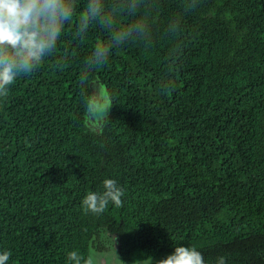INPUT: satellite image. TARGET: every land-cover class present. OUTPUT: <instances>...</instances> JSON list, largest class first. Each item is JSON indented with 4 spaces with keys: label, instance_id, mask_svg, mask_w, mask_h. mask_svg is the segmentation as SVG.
<instances>
[{
    "label": "trees",
    "instance_id": "obj_1",
    "mask_svg": "<svg viewBox=\"0 0 264 264\" xmlns=\"http://www.w3.org/2000/svg\"><path fill=\"white\" fill-rule=\"evenodd\" d=\"M85 0H78L82 12ZM150 33L81 82L83 42L58 52L0 100V251L8 264H68L106 229L123 261L176 246L205 264H264V0H147ZM70 53L68 67L54 69ZM111 108L87 127L92 83ZM114 179L123 206L85 212ZM150 264V261L149 263Z\"/></svg>",
    "mask_w": 264,
    "mask_h": 264
},
{
    "label": "clouds",
    "instance_id": "obj_2",
    "mask_svg": "<svg viewBox=\"0 0 264 264\" xmlns=\"http://www.w3.org/2000/svg\"><path fill=\"white\" fill-rule=\"evenodd\" d=\"M78 0H0V100L10 95L20 77L38 71L44 62L57 55L58 44L68 26L74 25L73 39L83 42L92 27H98L106 39L98 40L85 58L81 82L102 65L107 64L113 51L144 41L150 33L147 0H85L82 12H77ZM70 53L56 59L54 69L68 67ZM93 98L88 107L90 115L105 119L111 102L102 83H92ZM103 192L90 191L82 200L85 212L103 213L109 204L123 206L124 190L114 179L103 181ZM112 245L104 252L85 257L73 250L67 253L68 264H125L116 250L115 235ZM114 248V256L112 255ZM11 251H0V264H8ZM134 264H143V259ZM150 264H205L202 252L191 246H176L166 258ZM218 264H226L224 257Z\"/></svg>",
    "mask_w": 264,
    "mask_h": 264
},
{
    "label": "rangeland",
    "instance_id": "obj_3",
    "mask_svg": "<svg viewBox=\"0 0 264 264\" xmlns=\"http://www.w3.org/2000/svg\"><path fill=\"white\" fill-rule=\"evenodd\" d=\"M92 112H94V109L90 108L89 116H88V120H87V127L91 130L98 131L101 129L104 119H101L99 115H94V116L90 115V113H92ZM103 237H104V235H103ZM115 239L117 241L116 236H115ZM108 242H112V240H108ZM93 244H94V246H93L94 251L96 252V254H99L100 253V252H98V251H100L99 247H101L100 245H103V243H101V235H99L98 237H95ZM111 245H112V243L109 244V247ZM112 255L114 256V254H112ZM150 260L143 261V264H148ZM124 262H125V264H134V262H128V261H124Z\"/></svg>",
    "mask_w": 264,
    "mask_h": 264
},
{
    "label": "crops",
    "instance_id": "obj_4",
    "mask_svg": "<svg viewBox=\"0 0 264 264\" xmlns=\"http://www.w3.org/2000/svg\"><path fill=\"white\" fill-rule=\"evenodd\" d=\"M99 235H101V243H103V245H100V246H101V247H99V250H100V251H98V252H100V253H104V252L109 248V244L112 243V242H108V240H111L110 237H112V235H115V234H111L108 230L103 229V230L99 233ZM99 235H97L96 237H98ZM103 235H104V237H103ZM115 236H116V238H117V241H116V250H117V253H118L119 257H120V254H119V252H118V237H117V235H115ZM104 239H105V240H104ZM93 246H94V244H93L92 247H91V255L96 254V252H95L94 249H93ZM112 254H114V248H113V252H112ZM120 258H121V257H120Z\"/></svg>",
    "mask_w": 264,
    "mask_h": 264
}]
</instances>
